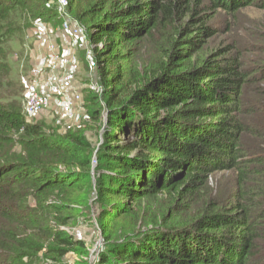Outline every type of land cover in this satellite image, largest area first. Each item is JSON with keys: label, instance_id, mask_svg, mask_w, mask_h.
<instances>
[{"label": "trees", "instance_id": "16d2710c", "mask_svg": "<svg viewBox=\"0 0 264 264\" xmlns=\"http://www.w3.org/2000/svg\"><path fill=\"white\" fill-rule=\"evenodd\" d=\"M47 4L0 0V264L86 255L66 226L92 206L103 237L94 264H264V107L245 90L264 80V56L249 67L231 48L205 52L219 9L264 0H90L71 17L103 61L99 91L81 100L87 131L29 121L7 99L15 14L59 21ZM143 38L159 58L126 82L122 62ZM161 199L163 211L146 212Z\"/></svg>", "mask_w": 264, "mask_h": 264}, {"label": "rangeland", "instance_id": "374dc122", "mask_svg": "<svg viewBox=\"0 0 264 264\" xmlns=\"http://www.w3.org/2000/svg\"><path fill=\"white\" fill-rule=\"evenodd\" d=\"M89 1L72 0L71 4L66 3L65 11L67 12L68 7L70 18L74 17L77 11L88 6ZM56 3V0H48L46 7L47 9L53 7L59 16ZM15 20L21 29L4 45L10 66V73L4 78L11 92L7 99L16 102L23 111L28 97L32 93H40L45 97L46 104L27 116L29 121H44L48 125H56L64 130L81 127L87 131L91 125L90 117L85 115L81 100L83 99L84 103L89 91H99L100 68L103 65L102 60L97 62L94 58L87 29L84 27L85 33L80 37L68 35L63 30L61 20L58 21L52 13L48 17L36 20L39 21L36 30L33 29L35 25L33 20H25L19 14H15ZM208 24L215 28L216 33L207 41L205 52L215 48H231L232 52L239 54L249 67L250 63H253L252 60L264 56V8L252 4L243 6L236 12L219 9L209 19ZM43 28L46 29L41 35L39 30ZM158 58L155 42L143 38L134 56L122 62L126 69V82L130 81L129 74L132 70L134 73L139 71L145 74L154 67ZM259 71L258 73H264V69ZM65 77L70 79L69 86L60 89L62 86L60 82ZM245 90L252 109L256 106L260 109L264 107L261 102L264 80L248 84ZM78 92L79 100H75L69 107L70 110L65 111L67 99L70 100ZM254 119L253 114L248 117L251 124ZM87 135L92 141L99 138L96 132L93 135V132L91 134L88 131ZM223 174L230 176L229 173ZM223 174H217L209 180V185L217 188V191L222 190L226 184ZM164 202V199H161L157 204H150L146 212L158 215L163 211ZM66 230L85 243L87 254L83 255L79 251L69 252L62 258L63 263L94 264L103 239L98 229L95 207L77 212L76 217L66 226ZM41 264L53 263L42 261Z\"/></svg>", "mask_w": 264, "mask_h": 264}, {"label": "built area", "instance_id": "2783aa9c", "mask_svg": "<svg viewBox=\"0 0 264 264\" xmlns=\"http://www.w3.org/2000/svg\"><path fill=\"white\" fill-rule=\"evenodd\" d=\"M57 1V8H58V13L60 20L62 22V27L65 33L68 35H72L74 37H80L83 36L85 33V28L84 26L80 24H73L71 18L67 15V12L65 11L66 3L67 0H56ZM39 21L34 22V30H36V25L38 24ZM46 28H43L42 30H39V33L42 35ZM53 47L54 45L51 44ZM61 83V88L60 89H65L69 86L70 79L69 77H65ZM80 94L79 92L69 100L67 99L66 105H65V111H69V107L74 103L75 100H79ZM44 104H46V99L45 97L40 94V93H32L27 99L26 105L24 106L23 113L25 114L26 119L28 120L27 116L32 115L36 111H38Z\"/></svg>", "mask_w": 264, "mask_h": 264}]
</instances>
